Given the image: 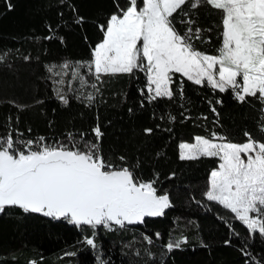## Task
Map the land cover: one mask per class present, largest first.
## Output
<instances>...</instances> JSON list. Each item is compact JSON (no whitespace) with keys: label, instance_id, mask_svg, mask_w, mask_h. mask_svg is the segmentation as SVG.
Masks as SVG:
<instances>
[{"label":"trees","instance_id":"16d2710c","mask_svg":"<svg viewBox=\"0 0 264 264\" xmlns=\"http://www.w3.org/2000/svg\"><path fill=\"white\" fill-rule=\"evenodd\" d=\"M117 5L125 8L126 0H0V138L11 133L14 140L43 137L44 144L68 147L74 140L83 147L84 141L95 142L92 130L99 124L105 159L133 169L141 181L155 180L158 194L166 193L172 207L163 217L145 218L142 225L122 229L113 225V230L78 227L68 220L6 207L0 213V264H264V236L251 233L234 214L205 196L219 159L181 160L179 150L180 143H193L196 136L210 138L213 132L244 143L247 131L264 142L259 131L264 104L259 99L247 97L241 103L231 90L221 93L174 74L173 91L183 81V96L150 102L146 74L139 71L104 77L102 84L98 82L99 93L88 87L79 99L74 91L78 81L69 90L76 62L92 59L93 49L103 40L100 26L107 25ZM222 16V11L203 4L180 18L195 21L194 31L202 30L195 47L215 55L222 43ZM80 17L83 23H77ZM175 26L181 34L189 27ZM66 61L73 66L68 76L47 70L56 65L55 71H62ZM59 79L65 85L53 82ZM57 88L67 94L68 105L57 98ZM88 93L96 96L91 105L85 98ZM148 128L150 134L145 132ZM17 147L25 150L22 144ZM184 237L186 244L167 249L169 241ZM86 238H93L97 247L87 245Z\"/></svg>","mask_w":264,"mask_h":264},{"label":"snow or ice","instance_id":"6c2138e0","mask_svg":"<svg viewBox=\"0 0 264 264\" xmlns=\"http://www.w3.org/2000/svg\"><path fill=\"white\" fill-rule=\"evenodd\" d=\"M203 4L223 13L222 43L215 55L195 47L202 30L197 27L194 31L191 25L195 21L180 18ZM117 9L107 25L100 26L103 40L93 49L92 59L77 61L71 72L69 90L73 91L74 81L79 82L75 98L84 95L88 87L99 93L98 82L102 84L104 77L132 76L139 71L146 74L150 102L183 96V81L176 92L172 88L174 74H181L195 85L206 83L221 93L231 90L241 103L252 97L264 104V0H142L139 6L138 0H126L125 8L117 5ZM83 20L80 17L77 23ZM175 23L189 27L181 34ZM72 67L66 61L62 71H55L56 65L47 70L55 76H68ZM53 82L61 86L66 83L64 79ZM56 93L68 105L63 88H57ZM85 98L89 105L96 100L92 93ZM211 110L219 115L215 107ZM92 131L95 142L84 141L83 147L74 140L72 147L44 144L43 137L37 141L14 140L11 133L0 138V213L6 207H18L26 213L63 218L78 227L103 226L108 230H113V225L122 229L142 225L145 218L163 217L172 207L169 196L158 194L155 180L141 181L133 169L106 160L99 146L104 133L99 124ZM259 131L264 134V123ZM145 132L150 134L152 129ZM244 135V143L227 141L215 132L210 138L196 136L194 143L179 144L180 159L218 158L205 192L207 200L229 210L251 233L264 236V142L247 131ZM17 144L24 145L25 150ZM119 160L124 162L125 157ZM145 239L152 243L151 237ZM187 242V237L169 241L167 249ZM86 243L97 247L93 238H86Z\"/></svg>","mask_w":264,"mask_h":264},{"label":"rangeland","instance_id":"374dc122","mask_svg":"<svg viewBox=\"0 0 264 264\" xmlns=\"http://www.w3.org/2000/svg\"><path fill=\"white\" fill-rule=\"evenodd\" d=\"M239 79V78H238ZM217 142H219V141H217ZM194 143V142H193ZM36 214H38V215H41V216H43V217H46V216H44L43 214H41V213H36ZM46 218H50V219H54V218H52V217H46ZM56 220H65V219H63V218H60V219H56ZM138 225V224H137ZM115 226V225H114ZM129 226H135V225H129ZM119 227V226H118Z\"/></svg>","mask_w":264,"mask_h":264}]
</instances>
